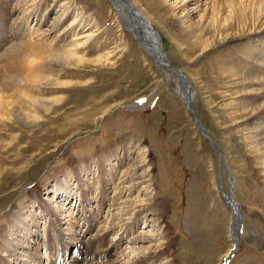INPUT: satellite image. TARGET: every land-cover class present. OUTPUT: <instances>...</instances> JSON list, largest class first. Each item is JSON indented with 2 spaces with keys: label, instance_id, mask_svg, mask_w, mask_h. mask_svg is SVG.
I'll use <instances>...</instances> for the list:
<instances>
[{
  "label": "rangeland",
  "instance_id": "obj_1",
  "mask_svg": "<svg viewBox=\"0 0 264 264\" xmlns=\"http://www.w3.org/2000/svg\"><path fill=\"white\" fill-rule=\"evenodd\" d=\"M178 1L136 2L149 14L148 20L160 36L171 65L186 74L196 91L193 109L201 126L209 130L217 152L223 154L221 160L209 139L195 126L183 100L170 90L173 75L159 69L158 72L155 62L124 29L115 9L117 5L114 7L109 0L53 1L44 28L55 23L60 13L58 5L66 2L67 20L78 7L86 12L83 31H89L91 39L78 49V54L86 57L80 68L57 69L43 62L33 66L24 63L39 75L54 79L51 76L58 73L55 81L72 84L57 90L44 87L36 92L39 98L50 100L46 102L48 110L36 112L34 123L28 126L13 123L10 128L0 124V232L7 228L12 213L32 211L40 234L36 250L34 246L31 248V254H36L25 264H51L50 261L52 264H71L74 258H81L79 264L108 263L111 260L113 264H132L134 255L141 256L146 248L155 253L164 250L167 240L171 242L168 249L173 252L175 264H222L235 242L229 233L231 214L219 197L217 185L230 194L233 183L246 224V235L225 264H264V164L254 160L253 149L248 145L253 141L250 138L253 133L251 124L242 119V114L233 118L234 110L242 106L243 96L251 88H243L237 83L244 71L252 69L248 55L255 51L257 56L252 54L264 62V49L253 46L256 44L249 42L248 35L233 38L229 26L222 30L226 39L221 44L213 41L214 29L222 27L225 21L229 23L230 15L224 7L226 0H188L185 3L187 9L196 7L189 17H184L187 15L185 5L178 4ZM242 1L245 12L264 2ZM234 2L240 3L238 0ZM236 6L238 4L233 5ZM215 9L220 12L219 16L222 15L217 23ZM212 23H215L214 27L210 26ZM199 25L205 26L204 37L195 38L192 31ZM255 28L263 32L264 22ZM54 33H50L49 39ZM5 49L0 45V56ZM108 51L113 52L109 58L111 62H105L103 57ZM162 75L170 78V84H162ZM20 89L30 90V86H21ZM263 100H255L253 105L257 106ZM134 101L135 110L131 105ZM125 142L130 146L128 152L132 159L138 158V146L145 150L150 164L146 178L150 180L144 184H152L151 189L154 188L145 199L150 202L148 199L156 194L165 204L164 216L161 223L156 224L147 213L142 219V214L133 224L131 217L135 212L122 215L130 232L122 236L124 229L121 225L113 232L108 231L103 244L90 249L91 254L107 250L105 256L97 261L84 259L68 239V231L74 230L73 237L79 241L82 238L92 241L97 233L102 232L99 228H105V225H99V222L107 218L112 183L107 191L109 198L98 213L99 221L88 224L83 217L88 218L91 212L97 211L99 198L95 191H90V201H84L81 206L80 190L76 189L79 193L75 192L70 206H65L71 219L57 215L61 220L58 221L60 226L57 225L66 228L59 236L54 229V217L46 210L53 201L48 197L56 196L53 193L57 184L63 175L73 171V165L80 170L87 164L95 172L100 163L102 171L108 172L110 162L116 160V153H123L121 149ZM117 169L115 177L121 170ZM91 176L85 180L93 181ZM84 205L86 210L83 211ZM70 221L74 225L68 224ZM87 226H91L89 231ZM163 233H166L167 240L156 241ZM143 235L149 240L133 242L135 236ZM48 236H51L52 247L45 244ZM61 252L63 255L55 258ZM13 261L12 264H24V261Z\"/></svg>",
  "mask_w": 264,
  "mask_h": 264
},
{
  "label": "bare ground",
  "instance_id": "obj_2",
  "mask_svg": "<svg viewBox=\"0 0 264 264\" xmlns=\"http://www.w3.org/2000/svg\"><path fill=\"white\" fill-rule=\"evenodd\" d=\"M53 1L55 3L60 2V0ZM53 1L51 2L52 4H50V0H0V45L6 47L5 51L0 56V124H4L6 127H9V125H12L13 123L17 125L21 124L28 126V124L35 122V119L37 118L35 115L38 114L36 113L37 111L42 112L48 110L46 102H48L50 99L39 98L40 95L39 93H36L37 91L42 90L44 87L47 90H57L61 87L72 84V82L69 81H55L58 79V73L51 76L54 79L39 75L38 73L31 71L24 65V63L28 64V66H33L39 62H43V64L57 69H63L65 67L80 68L85 63L86 57L78 54V49L82 44H86V42L90 41L91 39V33L89 31H83L84 24L87 19L86 12L82 11L78 7V9H76V13H74L72 17L67 20L68 9L66 10L65 8L68 6L66 2H63L61 5H58L57 11L60 13L58 16H56L55 23H52V25L44 28L48 11L54 6ZM109 1L114 7L117 5L115 9L122 19L123 15L121 12L124 14L129 10L127 2L125 0H119L118 4L115 0ZM129 1L137 8L139 12H142L146 19H148L149 14L147 15L146 9L143 10L137 4V0ZM186 1L188 0H180L178 1V4L184 6ZM234 1L235 0H226V6L222 5L230 15L229 23L225 21V24L222 27H219V29L213 28V41L215 43L221 44L222 41L226 39V34L222 32V30L229 26L228 31L233 38L238 36L245 37L248 35V37H250L249 42L256 44L253 46L259 45L263 47L262 49H264V40L261 39V36L264 37V31L259 32L258 29L255 28L258 24L264 22V2L263 4L258 3L257 8L252 7L251 10L245 12L242 0H238L240 3H235ZM235 4H238V6L233 7ZM213 9L212 13H214ZM194 10H196V7L187 9V5H185L184 12H186L187 15L183 16L189 17V15L194 12ZM214 11L217 15L220 13L219 11L216 12V9ZM221 16H217L216 23L218 18H221ZM30 17L32 22L30 21ZM232 17L233 20L231 21ZM122 26L130 34L127 23L124 20L122 22ZM210 26L214 27L215 23H212ZM204 28L205 26L201 25L195 26V30L192 31L193 36L195 38L204 37ZM52 32L55 33L51 39H49V35ZM204 47H206V45H204ZM143 51L148 54L146 50ZM252 52H250L248 55V60H250L249 62L251 63L250 66L252 69L244 71L243 76H240L241 78L237 80V83L240 84V86H243V88H251L245 92L246 95L243 96L242 106H239L234 110L233 118H238V115L242 114V119H244L245 122L251 124L253 133L251 134L250 138L253 139V141L248 143V145L250 149H253L254 160L262 161V164H264V100L260 101L257 106L253 105L255 100L264 99V62L260 60L259 57H255ZM112 53V51H108L103 56L105 62H111L109 58ZM253 53L255 54V51ZM164 54L166 56L165 51ZM148 55L150 56L151 54ZM255 55L257 56V54ZM151 59L155 62V64H161V61L158 60L156 56L151 55ZM20 61H22V64L19 63ZM158 67L161 72L164 70L167 73V70L163 66L158 65ZM167 74L170 75L171 73ZM162 77L165 81L164 83L170 84V78L165 77V75H162ZM21 86H30V90H22L20 89ZM172 87L176 96H179V98L183 100L185 106L186 103H189L190 109L195 114L193 108L196 106L197 94L190 81L189 84L180 88L176 82V77L173 75ZM135 104V101L131 104L134 106L133 110L136 109ZM195 116L197 117L196 114ZM207 132H209V130ZM203 134L205 135V133ZM210 137H212L211 134ZM10 138L12 139L14 137L10 136ZM138 148V158L132 159L129 155L130 146L125 142L121 149L123 153L118 154L115 152L116 155L114 157L116 160L113 159L115 160L114 163L110 162L108 172L102 171L103 166L100 163L99 165L97 163L99 167L95 172L94 170L91 171V167L87 164H84L82 167H80V170L76 169V167L73 165V171L63 175L62 179L57 184L58 188H56L55 192L53 193H56V196H53V198L48 197L49 200L52 199L53 201L51 202L52 205L46 210L48 211V214L54 217V229L57 233L56 236H59L61 231L65 230L66 228H64V226L62 227L63 229L59 227L61 222L58 223V221L61 220L57 217V215L61 214L64 218L65 216H69V219H71L70 215H68L65 211V206H70L74 196L76 195L75 192L79 193L78 191L80 190V195H78V197L80 199L79 205L81 206L84 204V201H90V197L88 196L89 193L94 191L97 193L96 196L99 198V201L97 202V211H93L94 213L91 212L88 216L89 219L85 218V216L83 217L86 224H88L90 221L93 222L94 220H98V213L104 207V202L107 200V198H109L107 197V191L110 184L112 183L113 192L107 207V218H105L106 220L103 218L104 220L99 222V225H105V228H99L102 232L100 234L97 233L92 241L90 239L86 241L83 238V241L82 239L79 241L73 237L74 230L71 232L68 231V239L74 243V246L78 248L77 251L79 252V255H83L84 259L88 258L92 260L93 258L97 261V259L99 260V257H103L104 252H107V250H104L103 253L96 252L91 254L90 249L91 247L96 246L98 248L100 245H102L105 239V234H107L108 231L113 232L117 229V226L120 227L121 225V227L124 229L121 232L122 236L123 234L130 232V230H127L129 225H124L125 223L122 217V215H125L130 211H132V213L135 212L133 214L134 217L133 215L131 217L133 221L131 222L133 224L139 221V217L142 216V214L144 215L142 219H145L146 213L150 216L151 221H154L156 224L161 223V217L164 216L165 204L159 197L156 196V194H153L152 197L148 199L150 202H146V195L150 193L152 194L154 188L151 189L153 186L152 184H144L146 180H150V178H146L148 176L150 164L149 160L145 156V150H142L143 148L140 146H138ZM217 153L219 155L218 158L221 160L223 154L220 151ZM104 160L107 161V159ZM101 163H103V160H101ZM117 168H121V170L120 173L115 177V172L118 170ZM261 171H263V167L261 168ZM90 174L94 180L89 182L88 180H85V178L89 179L87 176ZM72 181L75 183L73 186ZM84 181L87 183H84ZM96 186L97 189L95 188ZM76 189L78 191H75ZM60 191L63 193L60 194ZM219 193L220 197H223L222 200L226 206L228 203L230 204L229 200L231 199L236 202L235 207L238 210L239 217L238 219L236 218L234 224H230L229 233L234 238L233 242L239 243L241 242L242 237L246 235V224L243 219L240 205L236 199L235 184H232V190L230 194L225 193V191L223 192L221 187H219ZM56 198H58L60 201H57ZM33 200L32 202H34ZM231 208L233 209L234 207ZM82 210H86L85 205L82 207ZM22 213H24V217H22ZM34 213L32 211H19L10 215V223L8 224L7 228H3V231L0 232V264H10V262L12 264V262L14 263L13 260H18V262L24 261L25 264L34 258L36 252L31 254V248L34 246V250H36L38 240H40V234L38 232L37 221L35 219ZM69 223L72 225L73 221L68 222V224ZM90 229L91 226H87V231ZM166 236V233H163L156 239V241H160L161 239L164 240L167 238ZM145 239L149 240L148 237L144 235L135 236L133 242L140 243ZM51 241V236H48L47 242L45 241V244L47 243V247H52ZM165 244L164 250H158V253H155V251H150L145 247L146 251H142L140 253L142 254L141 256L134 255L132 264H151L157 260H161L159 264H175V260L172 256L173 252H170L168 249V246H170L171 242L167 240ZM107 247L105 248L107 249ZM80 260L81 258H74L71 264H77ZM113 263L114 261L111 260L108 263H103L101 261L95 262L93 264ZM122 264L130 263L126 262Z\"/></svg>",
  "mask_w": 264,
  "mask_h": 264
},
{
  "label": "water",
  "instance_id": "obj_3",
  "mask_svg": "<svg viewBox=\"0 0 264 264\" xmlns=\"http://www.w3.org/2000/svg\"><path fill=\"white\" fill-rule=\"evenodd\" d=\"M115 1L118 3L119 0H115ZM125 1L128 4L129 10L126 11V13L124 14L123 12H121V14L123 15V18L122 19L120 18L121 24L123 20L127 23L128 30L130 31V34L133 37L134 41L136 42L137 46L140 49L146 50L148 54H151L152 56H156V58L161 61V64H156L155 66L156 69L158 70L159 68L158 65L163 66L167 70V73L169 72L176 77V82L180 86V88L189 84V79L187 78L186 74L182 72L181 70L172 66L168 58L165 56L160 36L151 26L148 19H146V17L142 14V12H139L137 8L133 6V4L129 0H125ZM161 80H162V84H164L165 81L163 77H161ZM170 90L173 91L171 88ZM189 105H190L189 103H186V108H187L186 110L188 114L192 117L193 122L195 126L198 128L199 132L205 133L206 138L209 139V141L211 142L217 154V150H216L213 139L210 137L209 132H207L206 129L201 127L197 117L195 116L194 112L190 109ZM130 109H132V107ZM217 187L219 188V184L217 185ZM221 198L223 197L221 196ZM229 202L230 204L228 203L229 205L227 204V206H230L228 207V209L230 210V214H231L230 221H231V224H234L236 218L238 219L239 217V213H238L237 208L235 207L236 202L233 199L229 200ZM231 207H234V208L232 209ZM233 245H234L233 248L230 249L227 258L224 260L222 264H225L226 261L230 258L234 249H237L238 243L236 242Z\"/></svg>",
  "mask_w": 264,
  "mask_h": 264
}]
</instances>
